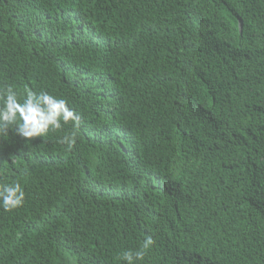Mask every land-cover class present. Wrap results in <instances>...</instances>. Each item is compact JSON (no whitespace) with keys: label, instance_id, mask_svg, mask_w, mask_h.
<instances>
[{"label":"trees","instance_id":"obj_1","mask_svg":"<svg viewBox=\"0 0 264 264\" xmlns=\"http://www.w3.org/2000/svg\"><path fill=\"white\" fill-rule=\"evenodd\" d=\"M8 87L79 121L0 135V264H264V0H0Z\"/></svg>","mask_w":264,"mask_h":264},{"label":"clouds","instance_id":"obj_2","mask_svg":"<svg viewBox=\"0 0 264 264\" xmlns=\"http://www.w3.org/2000/svg\"><path fill=\"white\" fill-rule=\"evenodd\" d=\"M61 121H72L78 126L79 118L65 99L57 98L47 92L27 91L21 102L12 87L0 89V135L7 134L10 126L16 125V133L22 138L42 137L49 130L61 128ZM75 142L74 137L65 136L61 143L69 147ZM25 193L20 183L0 185V207L11 211L23 205ZM154 241L148 237L142 247L135 252L123 253L127 264L143 261Z\"/></svg>","mask_w":264,"mask_h":264}]
</instances>
